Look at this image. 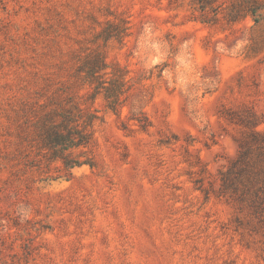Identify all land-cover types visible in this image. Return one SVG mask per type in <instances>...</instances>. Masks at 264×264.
Masks as SVG:
<instances>
[{
    "label": "rangeland",
    "instance_id": "rangeland-1",
    "mask_svg": "<svg viewBox=\"0 0 264 264\" xmlns=\"http://www.w3.org/2000/svg\"><path fill=\"white\" fill-rule=\"evenodd\" d=\"M105 10L123 41L77 21ZM190 10L0 0V264H264V216L230 183L240 144L264 138V23ZM94 52L125 75L117 112L80 73ZM73 107L98 120L72 156L92 167L69 170L43 137Z\"/></svg>",
    "mask_w": 264,
    "mask_h": 264
},
{
    "label": "trees",
    "instance_id": "trees-1",
    "mask_svg": "<svg viewBox=\"0 0 264 264\" xmlns=\"http://www.w3.org/2000/svg\"><path fill=\"white\" fill-rule=\"evenodd\" d=\"M186 1L169 0V6L183 8ZM189 6L192 19L205 25H218L221 15L228 25L239 24L248 17L253 20L254 26L264 23V0H230L228 4L219 3V0H189ZM76 15L77 21L88 24L85 32H89L97 43L123 41L130 35L129 22L117 18L109 10H105L103 20H99L92 13L77 11ZM112 16L115 19L109 18ZM109 69L112 70L109 72ZM116 70L118 68H111L104 54L100 52L90 54L80 69L85 85L94 88L95 97L103 94L109 103V109L114 112L118 111L121 96L127 90L125 75H118ZM55 117L57 120L49 121L44 128L43 137L52 154V161H61L69 170L83 165L92 167L91 162L73 160L72 156L75 150L89 146L91 138L88 129L98 117L79 107L62 108L55 113ZM257 134L259 133L254 136L257 137ZM254 153L256 159L252 158ZM231 173L232 190L239 194L242 201L248 202L254 213L264 216V138L261 142L255 140L240 144L239 155L233 162Z\"/></svg>",
    "mask_w": 264,
    "mask_h": 264
}]
</instances>
